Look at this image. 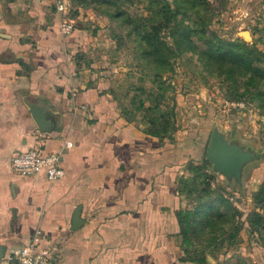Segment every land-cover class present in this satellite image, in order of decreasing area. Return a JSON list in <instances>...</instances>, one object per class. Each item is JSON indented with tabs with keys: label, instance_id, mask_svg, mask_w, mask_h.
I'll use <instances>...</instances> for the list:
<instances>
[{
	"label": "crops",
	"instance_id": "0c3cea01",
	"mask_svg": "<svg viewBox=\"0 0 264 264\" xmlns=\"http://www.w3.org/2000/svg\"><path fill=\"white\" fill-rule=\"evenodd\" d=\"M56 1L0 0V264L37 230L45 264H193L180 261L170 146L122 117L110 81L81 63L86 21L61 34ZM35 146L60 154L62 178L13 171Z\"/></svg>",
	"mask_w": 264,
	"mask_h": 264
},
{
	"label": "rangeland",
	"instance_id": "374dc122",
	"mask_svg": "<svg viewBox=\"0 0 264 264\" xmlns=\"http://www.w3.org/2000/svg\"><path fill=\"white\" fill-rule=\"evenodd\" d=\"M69 1L73 8L66 17H72L75 23L80 15L81 20L86 21L83 27L88 28L85 47L88 56H84L81 63L90 66L95 76L110 81L119 98L116 104L127 106L136 86L157 93V86L151 81L153 69L141 59L132 35L127 36L128 21L111 20L107 14L112 8L97 6L92 0ZM166 1L173 5L174 0ZM207 3L214 13L209 26L211 31L228 40L243 41L239 32L247 30L251 41L244 42L264 51V0H207ZM119 6V10L125 12L122 17L130 21L149 15L148 0H129ZM192 18L184 19L192 23ZM160 35L165 36L167 42H173L166 30ZM191 39L198 50L202 48L203 41L197 36ZM173 62V71L162 72L157 84L166 88L167 99L162 108L174 103L176 131L172 139L163 141L170 146L171 160L179 165L176 192L182 197L184 208H189V199L178 191L180 180L192 181L194 174L190 173L188 164L201 166L207 162L206 151L213 132H218L230 147L247 152L250 159L243 164L237 179L214 171L209 162L204 170L205 183L241 211L238 219L243 225L234 245L224 243L213 255L208 254L207 260L212 264H264V242L249 233L246 222L253 210L252 193L264 183V113L247 98H235L226 84L212 76L191 50L180 53ZM145 97L147 94L141 95L142 99ZM117 108L120 111V107ZM135 125L143 131L142 124ZM199 179L197 177L196 181Z\"/></svg>",
	"mask_w": 264,
	"mask_h": 264
},
{
	"label": "trees",
	"instance_id": "16d2710c",
	"mask_svg": "<svg viewBox=\"0 0 264 264\" xmlns=\"http://www.w3.org/2000/svg\"><path fill=\"white\" fill-rule=\"evenodd\" d=\"M127 1L91 2L112 8L107 14L111 20L117 19L118 22L121 18V23L128 21L127 36L132 35L141 59L153 69L151 81L156 84L157 93L146 92L141 86H136L132 89L135 93L127 106L117 104L128 123L142 124L143 132L159 141L172 139L176 131L174 103L162 108V103L167 99L166 88L161 83L157 84V80H161L162 72L173 71L174 59L188 50L197 54L204 68L226 84L235 98H247L264 113V51L255 44H247L239 38L228 40L211 31L209 26L214 13L207 0H174L173 5L166 0H148L149 15L131 21L123 18L125 12L119 10V4ZM191 16L192 23H186L184 18ZM163 30H166L172 43L160 35ZM192 36L203 41L201 49L196 48ZM114 90L111 88L108 92L118 103L119 98ZM144 94L147 97L142 99L141 95ZM170 99L173 100L172 97ZM188 167L194 177L192 181L181 179L178 191L189 199L191 205L175 212L182 251L180 261L206 264L208 254L213 255L224 243H236L243 227L238 219L242 214L225 196L211 190L205 183L206 161L201 166L188 164ZM197 177H200L199 181H196ZM252 202L253 210L246 220L248 231L264 242V183L252 193Z\"/></svg>",
	"mask_w": 264,
	"mask_h": 264
},
{
	"label": "built area",
	"instance_id": "2783aa9c",
	"mask_svg": "<svg viewBox=\"0 0 264 264\" xmlns=\"http://www.w3.org/2000/svg\"><path fill=\"white\" fill-rule=\"evenodd\" d=\"M56 8L62 15L59 31L63 35H68L73 31L74 24L66 18L69 10L67 1L57 0ZM11 167L20 175L31 176L42 173L48 181H56L64 176V170L60 166V154L45 152L39 146L14 153L11 156ZM41 241V232L37 230L28 245L14 251L4 264H45L48 252L39 249Z\"/></svg>",
	"mask_w": 264,
	"mask_h": 264
},
{
	"label": "water",
	"instance_id": "95a60500",
	"mask_svg": "<svg viewBox=\"0 0 264 264\" xmlns=\"http://www.w3.org/2000/svg\"><path fill=\"white\" fill-rule=\"evenodd\" d=\"M239 35L243 41H251L250 33L247 30L240 31ZM32 114L40 130L44 131L47 123L42 113L39 109L33 108ZM249 159L250 155L247 152L230 147L218 132L212 133L206 151V160L211 164L214 171H219L226 177L232 176L237 179L241 176L243 164ZM72 222L73 229H77L81 225L79 209L75 211Z\"/></svg>",
	"mask_w": 264,
	"mask_h": 264
}]
</instances>
